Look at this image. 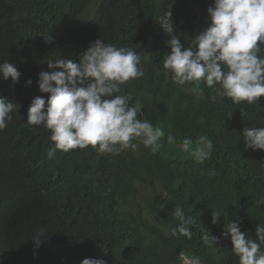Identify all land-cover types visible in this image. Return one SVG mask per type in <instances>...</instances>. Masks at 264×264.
I'll return each mask as SVG.
<instances>
[{"label":"trees","instance_id":"obj_1","mask_svg":"<svg viewBox=\"0 0 264 264\" xmlns=\"http://www.w3.org/2000/svg\"><path fill=\"white\" fill-rule=\"evenodd\" d=\"M213 2L0 0V63L20 72L14 85L0 80V97L17 104L0 131V264H81L85 258L181 264L182 255L199 256L202 264H239L221 233L232 220L255 239L256 226L264 225V204H257L264 200V151L245 149L241 136L245 126L264 127V97L252 105L227 98L214 103L203 84L194 93L190 84L173 83L163 69L168 37L157 25L170 10L173 34L187 47L207 27ZM99 38L141 56L144 76L122 85L120 94L144 105L139 118L164 131L163 146L155 154L137 142L118 155L89 146L49 157L50 132L27 124L32 99L49 95L39 91L38 74L59 70L47 68L49 59L78 62ZM168 135L175 138L171 145ZM200 135L213 141L202 163L181 150L184 138ZM176 206L195 219L191 239L170 235ZM212 211L221 216L216 224ZM41 228L36 247L32 238ZM206 231L220 238L218 245L202 243Z\"/></svg>","mask_w":264,"mask_h":264},{"label":"clouds","instance_id":"obj_2","mask_svg":"<svg viewBox=\"0 0 264 264\" xmlns=\"http://www.w3.org/2000/svg\"><path fill=\"white\" fill-rule=\"evenodd\" d=\"M207 27L198 31L185 47L174 35L172 13L165 11L157 18V25L170 47L163 59V69L171 81L178 85L190 84L192 91H201V85L211 88L212 102L227 98L233 104L258 103L264 97V0H214L207 8ZM46 42H50L49 39ZM48 69L38 74V89L49 94L32 99L27 111V124L43 126L50 132L51 147L47 155L56 150L69 152L91 146L100 154L118 155L136 149L139 144L155 154L163 146L162 129L142 116L144 105L132 101L131 94H120L122 85L142 78L144 69L141 56L131 48L107 44L100 38L73 59H49ZM20 72L7 61L0 63V80L18 82ZM26 83L31 84V81ZM17 104L0 97V131L7 128ZM229 113L228 116H231ZM242 140L245 149L264 151V127H244ZM139 142V144L137 143ZM175 138L167 136V143ZM181 150L196 162L208 159L213 141L207 135L195 140L184 138ZM209 176L215 171L210 170ZM264 204V200L257 201ZM177 221L170 229L172 237L192 238L195 219L185 215L180 206L172 211ZM219 213L212 211V224L218 223ZM45 229L32 238L39 247ZM222 237L230 238L231 251L239 264H264V225L255 228V239L241 231L237 222L223 226ZM220 238L206 231L202 243L206 247L218 245ZM218 248V247H217ZM81 264H106L103 259L85 258ZM181 264H202L199 256H181Z\"/></svg>","mask_w":264,"mask_h":264},{"label":"rangeland","instance_id":"obj_3","mask_svg":"<svg viewBox=\"0 0 264 264\" xmlns=\"http://www.w3.org/2000/svg\"><path fill=\"white\" fill-rule=\"evenodd\" d=\"M143 218H146V217H148L147 216V214H146V212H145V209H144V211H143V213H142V215H141Z\"/></svg>","mask_w":264,"mask_h":264}]
</instances>
